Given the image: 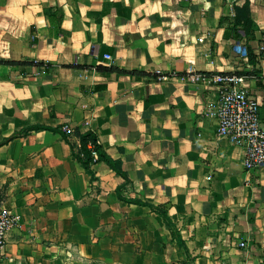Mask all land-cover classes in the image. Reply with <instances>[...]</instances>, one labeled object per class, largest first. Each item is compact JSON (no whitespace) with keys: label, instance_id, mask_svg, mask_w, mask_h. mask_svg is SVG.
Returning <instances> with one entry per match:
<instances>
[{"label":"crops","instance_id":"crops-1","mask_svg":"<svg viewBox=\"0 0 264 264\" xmlns=\"http://www.w3.org/2000/svg\"><path fill=\"white\" fill-rule=\"evenodd\" d=\"M263 30L264 0H0V205L19 217L0 264H264V166L218 135L217 86L181 79L247 75L264 121ZM63 125L127 178L89 174Z\"/></svg>","mask_w":264,"mask_h":264},{"label":"built area","instance_id":"built-area-1","mask_svg":"<svg viewBox=\"0 0 264 264\" xmlns=\"http://www.w3.org/2000/svg\"><path fill=\"white\" fill-rule=\"evenodd\" d=\"M236 50L243 58L249 56V50L244 44H237ZM258 56L264 60V30ZM105 58L111 60L113 57L112 54L106 53ZM159 77L167 80L171 75L159 73ZM181 79L187 83L212 82L217 86V98L208 103L207 110L218 120V135L244 147V166L247 172L263 167L264 121L259 101L244 86L247 75L234 72L205 74L190 71L183 74ZM61 128L67 132L73 130L69 125H63ZM18 222L19 217L15 212L0 205V262L4 256L7 234L18 225ZM241 245L244 246L245 243Z\"/></svg>","mask_w":264,"mask_h":264},{"label":"trees","instance_id":"trees-1","mask_svg":"<svg viewBox=\"0 0 264 264\" xmlns=\"http://www.w3.org/2000/svg\"><path fill=\"white\" fill-rule=\"evenodd\" d=\"M238 12H240V16L237 17V22L240 21L241 17L243 18V21L245 25L247 26L249 32L250 28L253 24L252 19L249 15L248 10V3L243 7V9H239ZM37 128H45L44 126H40ZM56 131L60 132L64 139L70 143L72 147V156L78 160L82 166L85 168V170L91 174L94 175L93 171V165L99 162H105L112 168L116 173L123 176L124 178H127V173L125 172L122 162L120 160L114 159L111 157L107 151L105 150L104 146L100 142V139L95 131L88 130V131H81L79 128H73L72 132H67L62 130L61 127L57 128ZM74 138L75 141L73 142L71 138ZM79 141V143H76V141ZM121 190L118 189V192ZM122 200H125L127 202L132 203H138V204H144L142 201L138 199H131V198H125L121 194L119 195ZM156 211L164 218L165 222L168 226H173V223L168 216V213L166 210L161 208H155ZM175 232V231H174Z\"/></svg>","mask_w":264,"mask_h":264}]
</instances>
